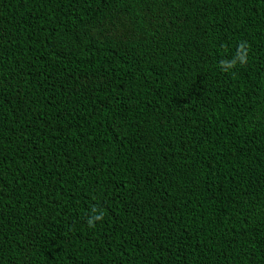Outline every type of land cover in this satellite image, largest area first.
Segmentation results:
<instances>
[{
	"label": "trees",
	"instance_id": "trees-1",
	"mask_svg": "<svg viewBox=\"0 0 264 264\" xmlns=\"http://www.w3.org/2000/svg\"><path fill=\"white\" fill-rule=\"evenodd\" d=\"M0 264H264V0H0Z\"/></svg>",
	"mask_w": 264,
	"mask_h": 264
},
{
	"label": "clouds",
	"instance_id": "clouds-1",
	"mask_svg": "<svg viewBox=\"0 0 264 264\" xmlns=\"http://www.w3.org/2000/svg\"><path fill=\"white\" fill-rule=\"evenodd\" d=\"M250 46L246 41H241L237 46L236 53L230 60H221V69L224 71L234 68L237 64L243 65L247 63L248 52ZM103 219V212L99 211L95 206L91 209V215L87 219L89 227H94L95 223Z\"/></svg>",
	"mask_w": 264,
	"mask_h": 264
}]
</instances>
